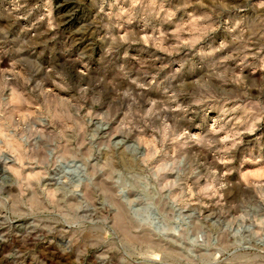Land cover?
I'll use <instances>...</instances> for the list:
<instances>
[{"label": "clouds", "instance_id": "clouds-1", "mask_svg": "<svg viewBox=\"0 0 264 264\" xmlns=\"http://www.w3.org/2000/svg\"><path fill=\"white\" fill-rule=\"evenodd\" d=\"M58 7L0 0V264H264V0Z\"/></svg>", "mask_w": 264, "mask_h": 264}, {"label": "rangeland", "instance_id": "rangeland-1", "mask_svg": "<svg viewBox=\"0 0 264 264\" xmlns=\"http://www.w3.org/2000/svg\"><path fill=\"white\" fill-rule=\"evenodd\" d=\"M89 0H54V14L59 18L61 28L60 36L54 44L67 47L71 53L78 54L83 51H91L94 35L87 29L86 21L92 18L94 13L88 7Z\"/></svg>", "mask_w": 264, "mask_h": 264}]
</instances>
